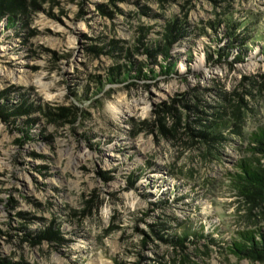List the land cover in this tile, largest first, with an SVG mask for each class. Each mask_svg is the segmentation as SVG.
I'll return each instance as SVG.
<instances>
[{
  "label": "rangeland",
  "instance_id": "obj_1",
  "mask_svg": "<svg viewBox=\"0 0 264 264\" xmlns=\"http://www.w3.org/2000/svg\"><path fill=\"white\" fill-rule=\"evenodd\" d=\"M25 3L0 23V264H172L185 225L207 239L178 254L253 264L209 239L250 228L248 137L200 132L264 124V0Z\"/></svg>",
  "mask_w": 264,
  "mask_h": 264
},
{
  "label": "trees",
  "instance_id": "obj_2",
  "mask_svg": "<svg viewBox=\"0 0 264 264\" xmlns=\"http://www.w3.org/2000/svg\"><path fill=\"white\" fill-rule=\"evenodd\" d=\"M26 7L25 0H0V23L7 20L9 26H14L16 20L20 17V13H24ZM248 23H244L246 27ZM243 26L241 28H243ZM236 24L228 19V28L232 36L236 35L234 29ZM167 40L168 46H166V58L168 59L169 47L172 41ZM232 45V44H231ZM246 48L248 44H241ZM233 46V45H232ZM228 48L229 45H228ZM248 49V48H247ZM225 58L229 54H225ZM222 57V54L220 58ZM238 62L242 63L244 57L241 55L237 57ZM254 86V85H253ZM236 109L237 107L234 106ZM22 114H27V109L22 106L17 108ZM15 110V109H14ZM225 110V108H223ZM58 115H63V111H58ZM224 112H219L215 121L206 125L200 136L207 140L208 143H215L226 141L223 138L224 132H231L235 136L241 139H246L247 142V157L240 160L237 164L236 171L229 174L230 183L233 186V190L237 194V197L241 200L244 209L247 211L245 214L250 228L239 230L235 233L234 238L230 241H223L220 244L214 238H209L213 245H216L221 251H225L227 254L236 258L237 260L250 261L253 264H264V230L258 226V221L264 220V124L260 125L258 129L252 133H243L241 127L236 124L233 125L230 121L224 118ZM49 116H56V114H48ZM234 117H239L235 112ZM227 142V141H226ZM51 232L49 235L44 234L43 239L52 238ZM166 242L170 243L175 248V258L172 260V264H198L189 258V254H178V251L184 252L189 242H199L207 239L204 235L203 229L195 230L190 228V225L183 226L181 233H173L167 238H164ZM198 252V251H197ZM180 256V258H178Z\"/></svg>",
  "mask_w": 264,
  "mask_h": 264
}]
</instances>
